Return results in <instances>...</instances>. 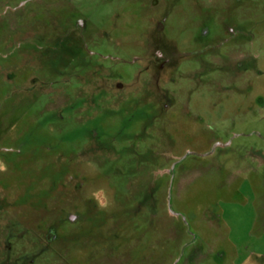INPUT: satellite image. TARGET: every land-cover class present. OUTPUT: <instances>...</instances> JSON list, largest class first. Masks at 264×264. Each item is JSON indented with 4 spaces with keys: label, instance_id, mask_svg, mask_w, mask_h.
I'll list each match as a JSON object with an SVG mask.
<instances>
[{
    "label": "rangeland",
    "instance_id": "374dc122",
    "mask_svg": "<svg viewBox=\"0 0 264 264\" xmlns=\"http://www.w3.org/2000/svg\"><path fill=\"white\" fill-rule=\"evenodd\" d=\"M0 264H264V0H0Z\"/></svg>",
    "mask_w": 264,
    "mask_h": 264
},
{
    "label": "flooded vegetation",
    "instance_id": "af4514ba",
    "mask_svg": "<svg viewBox=\"0 0 264 264\" xmlns=\"http://www.w3.org/2000/svg\"><path fill=\"white\" fill-rule=\"evenodd\" d=\"M159 28L158 29H156V32H155V35L154 34H152V43H154L153 44V48H157V49H161V44H162V42H161V38H162V36L160 35V32H159ZM163 39V38H162ZM159 59L161 60L160 61V66L162 67V66H164L168 61H169V58H168V55H164V53L163 54H160L159 55Z\"/></svg>",
    "mask_w": 264,
    "mask_h": 264
},
{
    "label": "clouds",
    "instance_id": "9594fccd",
    "mask_svg": "<svg viewBox=\"0 0 264 264\" xmlns=\"http://www.w3.org/2000/svg\"><path fill=\"white\" fill-rule=\"evenodd\" d=\"M106 205L105 204H101V207H105Z\"/></svg>",
    "mask_w": 264,
    "mask_h": 264
}]
</instances>
